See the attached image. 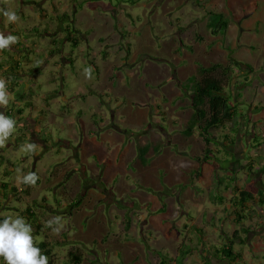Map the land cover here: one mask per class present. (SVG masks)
Wrapping results in <instances>:
<instances>
[{"label": "rangeland", "instance_id": "1", "mask_svg": "<svg viewBox=\"0 0 264 264\" xmlns=\"http://www.w3.org/2000/svg\"><path fill=\"white\" fill-rule=\"evenodd\" d=\"M238 6L239 0L231 2L228 0H0V35L13 34L17 38L16 40L21 42V47L24 49L22 52L27 53V57L24 59L22 55H17L18 53L16 54L12 48L15 47V44H10L8 48L0 49V63L3 64L11 58L17 57L24 60L26 71L31 67L34 68L31 73L32 78L28 76L21 79L22 84L27 83L26 91L30 92L28 96L30 98L32 96L35 106L25 109L26 117L31 116L39 119L43 116L41 124L45 125L51 114L56 116L55 123H48L46 140L50 144V151L47 154L45 151L41 153L43 149L38 146L32 153L25 151V145L31 142L25 139L23 126L15 124L14 133L4 146L0 147V150L2 149L0 154L3 156V161L0 162V175L3 171L8 170L10 175L4 177L15 182L26 172H32L34 167H36L35 170L39 177L40 175L50 177L54 174L53 170L57 169L58 172L68 171L73 174L72 178H77L80 181L81 190L79 193L86 191V194L89 191L92 194L105 190L102 193L108 201L104 199L97 202L103 206L126 207L128 210L126 215L122 216L123 222L128 224V227L131 225V221L133 224L129 238L135 241L136 247L130 253L131 258L123 257L119 264H125L126 261L133 262V264H141L142 261H145L146 264H160L161 258L165 260V264H178L176 258L179 255V250L186 246L191 249L187 255V262L182 260L185 264H205L203 258L200 259L196 256L203 249L199 240L201 238L216 240L219 237L230 236L234 227L232 215L226 209L229 208L227 204L218 208V205H223L224 200L220 203L212 199V196L218 194L223 196L224 193L230 192L233 195L235 191L230 189L228 192L222 187L217 188L213 172L203 176L199 182L197 180V183L195 182L197 187L190 186L189 181L184 182L186 178L183 175L181 181L185 183L183 186L175 185L174 180H169L168 188L163 183V176L166 174L157 173L156 176L161 181L162 197L168 196L164 203L166 213L161 215L159 221L160 225L165 221L167 225L165 233L158 229L159 224L156 225V218L154 222L149 223L148 216L156 213L153 208L146 210L145 217L138 214L142 202L135 192L137 190L146 191L144 187H140V184L147 185V182L140 184L134 182L136 188L119 192L116 184L119 183V187L122 188L123 185L120 180L122 177L118 174L115 188L111 193L109 186L112 181L105 182L106 185L98 177L91 175L92 173L87 172V176L84 177L80 175L81 173L68 168L67 162L72 153V145L75 146L80 131L76 109L82 108V119L85 124L92 122L93 118L91 113L81 105L80 101L82 100H74L70 103H67L66 100L81 99L80 97L76 98V94L89 92L93 86H97V89L101 88V92L105 93L107 92L105 88L112 84V91H109L106 96L101 95L102 99L106 101L101 107L104 113L109 114L108 99H111L110 104L118 102L119 107H123L125 110L124 113H121V117H124L121 126L128 133L137 131L139 133L140 131V136H142L144 130L148 132L147 130L154 129V133L160 134L162 133L160 128L167 129V127L175 130L181 129L183 132L191 115L189 83L185 80L194 74L197 63L204 66L215 62L227 65L229 64V55L240 62L243 61L240 59L241 56L253 57L252 51L249 52L241 48L238 37L237 42L233 44L232 40H228L225 35H213L206 28L207 14L220 12L228 19L229 35L238 36L239 25L236 15ZM5 11L15 12L17 20L15 22L8 21L3 15ZM63 13L67 15L64 19L66 22L60 24L56 17ZM66 24H70L81 39L79 46L71 51L74 63L66 59L70 55L71 46L63 37L60 27V25L65 26ZM33 27L40 29L47 27L54 36L50 34L49 36H33L31 38L28 31ZM51 39H60V42L52 44ZM54 45L64 46H62L61 52L49 55L48 51ZM230 46L235 47L230 49ZM240 68L243 67H233L229 72L232 80L225 86V90L230 95L239 94L245 81L248 85H252L255 72H251V76L244 77ZM0 79L3 78L0 76ZM168 82H170V86L162 88ZM32 84H35L34 89ZM178 89L184 99L182 111L178 113V118L172 125L165 115L164 103L165 99H176ZM52 91L56 92L53 99H57L61 105L49 102V115L41 114L39 110L44 104L42 97ZM251 91L253 92V90ZM8 95L9 99H13L11 94ZM90 95L94 97V94ZM241 101L239 94L236 99V102L239 103L236 106V111L243 113L245 118L242 120L247 123L249 133L246 134V137L242 136L240 115L237 118L236 126L232 127L231 124H226L225 129L227 134L235 139V146L232 145L234 148L230 145L229 149L234 150L236 157L241 159V150L245 148L246 157H250L246 159L247 164L253 161L251 154L256 143L260 142V133L249 137V134L254 132L252 129L255 126L249 123L251 121H248L250 113ZM2 107L3 105H0V113H3ZM59 111L65 114L68 120L65 118L63 120L58 114ZM129 112L130 114H128ZM140 112H143L141 118L138 115ZM136 113L137 115H135ZM162 121H167V126ZM233 128H236L237 131H233ZM74 130L77 131L76 134ZM256 130L258 131V128ZM194 133L195 136L191 137L193 139L189 144L192 147V156H199L205 147V142L197 130ZM222 133L225 131L218 128L214 130L213 135L219 138ZM151 134L153 135V132ZM182 134L184 135V133ZM253 138L255 139L253 140ZM225 140V138H219L220 142ZM248 140L250 143H247ZM162 141H165L164 137H162ZM213 142L217 144V141ZM214 146V144L209 145L210 148ZM59 148H61L60 151H57ZM225 157L230 159L229 155H225ZM91 158L94 159V156ZM132 160L138 162L139 158L132 156L127 159L126 166L129 170H133ZM241 161L240 164H229L230 162L221 164L227 166V170L230 171L236 167L237 170H240L245 164L244 160L241 159ZM8 163L10 169L7 168ZM246 168L248 169L247 166ZM258 169L261 170L254 165L253 170L250 172L248 170V177L241 179L239 187L246 186L250 188V192L255 194L260 187L254 172ZM79 170L81 171V169ZM42 180L43 178H39V186L34 188L40 195V199L45 195V200L36 199L34 203L30 202V208L35 211L32 218L33 223L41 225L40 229L34 230L35 233H32V236L35 243L44 240L48 241V244L53 243L51 246L49 245L51 249L48 258L50 263L72 264L68 255L69 251H72L81 254L82 264H116L117 254L113 253L114 250L110 248L111 243L107 248L104 246L109 243L105 238L103 239L104 242L106 241L104 245L96 241L82 248H73V245L76 247L75 242L68 241L63 244L59 242L60 237H68L69 234L73 236L76 230V228L68 230L65 227L69 219L61 213H67L69 208H72L71 203H74L73 200H76L79 193L74 196L73 202H70L66 192L69 191L68 185L73 183L65 184L63 181L60 189L55 191L54 188L49 189L48 185L42 186ZM122 180L125 181L124 178ZM250 180L254 181L248 182ZM187 185H189L188 188H186ZM150 188L154 189L152 185ZM181 188L183 189L180 190ZM65 203H67V208L63 206ZM91 203L92 201L89 204ZM27 204V202L23 201L22 203L17 199L12 200L11 203L0 201V214L4 215L1 218L16 216V211L11 208L12 205L17 206V211L20 213L21 208ZM30 208L28 207V209ZM42 208L47 209L46 213L42 212ZM52 209L54 210L53 217L50 213ZM83 210H88L90 214L96 212L95 208H83ZM103 210L105 209L101 210V214L106 215ZM256 210L257 213L251 212V217L246 222L247 225L260 224L264 220V215L260 216L261 210ZM120 213L122 212L120 211ZM47 214L50 216H46ZM21 216L27 221L26 216ZM91 216L93 217V215ZM45 218L54 221L50 227L45 222ZM95 218L98 216L96 215ZM72 221L73 224L85 225V219L77 215ZM53 226L55 229L51 230ZM197 229H200L201 232H198ZM242 249L248 253L252 248L243 247ZM260 252L262 253V250ZM262 262L264 264V256H262Z\"/></svg>", "mask_w": 264, "mask_h": 264}, {"label": "crops", "instance_id": "2", "mask_svg": "<svg viewBox=\"0 0 264 264\" xmlns=\"http://www.w3.org/2000/svg\"><path fill=\"white\" fill-rule=\"evenodd\" d=\"M228 1H235V0H228ZM237 19H238V25H239V31L238 36L229 35V27L226 28L224 35L228 40H232L233 44H235L238 37V43L241 46V48L248 50L249 52H253V57H244L241 56L240 59L242 63L241 73L244 74V77H247V75L251 76V72H255V76L253 81L251 82L252 85H248L245 81L244 86L240 89L239 94L241 98V103L248 108V111L250 115L248 116V121L253 126H255L251 133L249 134V137H253L254 135H257L260 133L259 139L260 142L256 143V146L254 147L251 156H253L255 159V167L261 168L258 169V171L255 172V179L260 183V188L264 185V0H239V6L237 10ZM2 25V24H1ZM231 31V30H230ZM13 35V34H11ZM31 38L33 36H30ZM230 42V41H229ZM64 46V45H62ZM79 46V45H78ZM53 46L50 47L52 49ZM235 47V46H234ZM233 46H230L231 48H234ZM74 51V50H73ZM70 55L72 56L71 51L69 50ZM31 53V52H30ZM69 54V53H68ZM69 57H66L67 61ZM70 61V60H69ZM71 62V61H70ZM74 63V62H73ZM249 72V74H248ZM28 77V76H25ZM30 78L33 77V75L29 76ZM24 78V77H23ZM22 79V78H21ZM21 79L19 82L21 83ZM113 83V82H111ZM170 82L166 83L162 88L168 87ZM27 83L25 82V96L24 99H15L14 96L7 90L8 94H11L13 99H9V103L7 105H3V114L6 116L5 112L9 109L12 110L13 116L10 117L16 121V123L20 124V126L24 128L25 130V139L27 141H30L31 143H34L36 146L41 147L43 151H45V154L49 152V143L46 140L47 139V130H48V123H55V115L51 114L50 117H48L47 124L42 125V117L39 119L36 117L32 118L26 117V108H33L34 103L32 100V96L30 98L29 91H26L27 89ZM35 84H32V88L34 89ZM170 86V85H169ZM97 86H93L89 92H82L76 94V98L80 97L81 99H67V103H70L71 101H78L82 100L81 105L85 107L90 113L93 118V121L85 124L84 120L82 119V108H77V121L80 125V131L78 132V139L75 142V146L72 145V153L69 156V160L67 164L69 165L70 170H75V172H79L80 175H83L84 177L87 176V172L92 173L91 175L98 177L100 181H103L104 183H110L111 186H109V191L113 193L112 191L115 188L116 181L118 177H116L118 174L122 178L121 184L122 187H119V183L116 184V187L119 188L118 191H129L136 188L134 186L135 183H142L147 182V185L140 184V187H144L147 191H140L137 190L135 193L136 195L141 199V209L138 211V214L141 217H145L146 210L153 208L155 210V214L149 215L148 220L149 223L151 221H155L156 218V225L158 226L161 215H164L166 213L164 209V203L168 196H163V192H161V186H160V179L157 178V173H161L163 176V183L168 188L167 182L169 180H174L175 185H181L183 186L186 182L189 181L190 186L197 187L196 183L200 179H202L203 176L209 174L210 172H213V174L217 173L218 175H226L230 176L232 174V171L220 168L217 164V167H214L215 165L213 162H198L192 158V147L191 144H189L195 136V133L193 132L190 136H184L181 131V129H171L168 128H160L162 133H154V129L145 130L143 131L142 136L141 132L139 133H128L123 126H121V123L124 121V117H121V113H124L123 107H119V103L116 102L114 104L111 103V99H108L109 102V110L110 113L106 114L104 113L101 105L106 103L105 99H102L101 95L104 96L108 95V92L112 91V84L109 87H106L107 92L103 93L98 91L96 88ZM170 88V87H169ZM250 88V89H249ZM31 89V90H33ZM250 90H253V92ZM55 91L46 93L43 95V106L39 110L41 114L49 115V102H54L55 104L61 105L57 99H53L55 95ZM252 93H254L252 95ZM90 94H94L92 97ZM31 95V94H30ZM183 94L179 91L177 92L176 99H165V109H166V117L168 122L173 125L175 123L176 118H178V113L182 111V102H183ZM98 99H95L97 98ZM92 98V99H87ZM65 101V102H66ZM29 103V104H27ZM174 104V105H173ZM68 105V104H66ZM179 108V110H177ZM181 108V109H180ZM22 109V113L18 115L15 110ZM169 109L170 112H169ZM240 111V109H239ZM143 112L138 113L140 118L142 117ZM240 113L243 115V113L240 111ZM58 114L63 118L68 120V118L65 117V114H63L61 111L58 112ZM130 114V112L128 113ZM137 115V113L135 114ZM108 116V117H107ZM133 116V115H132ZM21 117L19 120L18 118ZM121 117V120L119 118ZM135 117V116H134ZM129 118V117H128ZM245 117L241 116L242 121V136L246 137V134L249 133L247 129V123H244ZM243 119V120H242ZM53 121V122H52ZM160 122V121H159ZM164 125L167 126V121L164 122ZM226 126L221 128L222 131L226 132ZM258 128V131L255 129ZM153 132V135L151 134ZM74 133L76 134L77 131L74 130ZM162 137L165 138V141H162ZM223 139V138H222ZM255 138H253L254 140ZM247 140V139H246ZM226 141V140H225ZM222 141L218 143L217 146H214V151L216 153V157H218L222 163L226 159L225 155H229L228 150V142ZM163 142V143H162ZM263 142V143H262ZM247 143H250L248 140ZM258 144V145H257ZM67 145V144H66ZM65 145V146H66ZM16 146V145H15ZM140 148H146L143 152L140 151ZM36 149V148H35ZM61 148H59L60 151ZM136 150H138L136 152ZM219 150H221L220 153ZM241 153V159H244L246 156V150L243 148ZM2 153V149L0 150ZM43 154V155H45ZM94 156V159L91 157ZM132 156H135L136 158H139L138 162H135L132 160V169L129 170L126 166V161L128 158H131ZM258 157V158H257ZM58 160V159H57ZM138 160V159H137ZM3 161V156L0 154V162ZM134 161V162H133ZM245 161V160H244ZM8 162V161H7ZM1 164V163H0ZM131 165V163H130ZM245 165V164H244ZM10 167V164L8 163V167ZM254 167V166H253ZM36 167H34V170L31 173H35L38 179L36 180L35 184H30V187H28V184L23 183V177L26 176L30 172H26L24 176L18 177L15 182H11L7 179L9 176V171L5 170L0 175V201L2 202H9L11 203L12 200L20 201L23 203V201L27 202L28 204L21 208L20 213L17 211V206H11V208L16 211V215L21 216V212L28 209L30 206V202H34L36 199H40V195L36 191L34 187L39 186V178H43L41 185L44 187L48 185L49 189L54 188L53 190H59L61 187L62 182L64 181L65 184H69L68 188L69 191H67L66 195H68V199L70 202L74 199V196L79 193L81 190L80 188V181L77 178H72L73 174H70L68 171H61L58 172L57 169L53 170L52 176L47 177L45 175L38 176L36 170ZM127 168V169H126ZM10 169V168H9ZM68 169V170H69ZM78 169V170H77ZM81 169V171L79 170ZM230 169V167H229ZM227 170V171H226ZM246 167L240 168V170H237L236 176H235V184L239 187V184H241V179H244L248 177V171ZM250 172V171H248ZM186 178L184 182L182 181V178ZM72 178V179H71ZM124 178V182L123 179ZM254 181V180H253ZM252 180L248 182H253ZM196 182V183H195ZM23 183V184H21ZM2 184H7V187L2 188ZM22 185L21 187L19 185ZM106 184V183H105ZM107 185V184H106ZM154 188L153 190L150 188ZM187 185L186 188L189 187ZM24 186V187H23ZM148 186V187H146ZM148 188V189H146ZM185 188V189H186ZM244 189L251 191L248 187H243ZM181 188L180 190H182ZM231 188H228V192H230ZM105 190H102L104 192ZM86 191L83 193V198L81 202L70 207L68 212H63L61 215H63L65 218L69 219L67 222V225L65 227L68 228V230H72L76 228V230L73 233V236L71 234L68 235V237H60L58 240L59 242L66 243L68 241L75 242L76 247L73 245V248H82L86 247L88 244H92L96 241L101 242L103 245L106 241L109 243L104 245L106 248L107 246L112 244L110 246L111 249H113V253L117 254V260L116 264H119L122 262L123 257L126 259L127 257L131 258L130 253L134 251V248L136 247V243L134 240L129 238L131 227L133 226L132 221L131 225L126 228V224L123 222V215H126V212L128 209L119 207L115 208L114 205L109 206H103L99 202L101 200H104L106 196H104V193L100 191V193H92L88 191L85 194ZM115 193V192H114ZM167 193V190H166ZM65 194V193H64ZM232 193H224L223 205H218V208L225 206L224 204L229 205V198L232 196ZM167 195V194H166ZM229 195V196H227ZM114 196V195H113ZM172 197V196H171ZM22 199V200H21ZM42 201L45 200V195L40 199ZM88 200V201H86ZM96 200V201H95ZM87 202L86 204L84 202ZM90 201H92L91 204ZM61 205V204H60ZM63 205V204H62ZM69 205V204H68ZM64 207L67 206V203L63 205ZM10 207V206H8ZM63 208V207H62ZM67 208V207H66ZM83 208H95L96 212L90 214L88 210H83ZM105 212L106 215L101 214V210ZM32 210V209H31ZM47 209L42 208V212L46 213ZM65 211V210H64ZM120 211L122 213H120ZM34 213L35 211L32 210ZM50 213L52 214V217L54 216V210H50ZM58 213V212H56ZM163 213V214H159ZM79 216L80 218L85 219V225H79V224H73V218L74 216ZM93 215V217L91 216ZM98 216V218H95V216ZM232 215V214H231ZM46 216H50V214H47ZM4 217V215L0 214V218ZM7 217V216H6ZM2 219V218H1ZM46 221H49V218H45ZM165 220V219H164ZM162 220V221H164ZM233 221V216H232ZM148 223V225H149ZM234 223V221H233ZM42 224V223H41ZM246 224V221H245ZM247 225V224H246ZM170 226V225H169ZM235 223L232 231L235 229ZM55 229L54 226L51 230ZM158 229L165 231L167 230V225L165 224V221L162 222V225L159 224ZM34 231V230H33ZM261 233L258 235H255L251 239L247 240L244 244H240L239 242H236L234 244V249L238 250L241 253L242 260L241 264H263L262 262V256H264V228L261 229ZM71 232V231H70ZM164 233V234H165ZM225 237V236H224ZM224 237H219V239L223 241ZM106 239L104 242L103 239ZM204 238H201L200 245L203 247L202 252H198L197 257L202 259V255L206 252H212L214 251L215 246H219L222 241L219 239L216 240H203ZM219 240V241H218ZM46 241V240H44ZM48 242V241H46ZM35 243V242H34ZM57 243V242H56ZM55 243V244H56ZM219 243V244H217ZM53 243H49L48 245L51 246ZM58 245V243H57ZM61 245V244H60ZM243 247L245 248H252L248 253L243 251ZM109 248V247H108ZM130 249V251H128ZM191 249V248H190ZM105 250V249H104ZM262 250V253L260 252ZM189 252V251H188ZM190 253V252H189ZM189 253L187 255H189ZM188 256L183 259V261L187 262ZM120 260V261H119ZM181 262L180 264H185V262ZM82 264V263H80ZM125 264H133V262L126 261ZM141 264H146L145 261H142Z\"/></svg>", "mask_w": 264, "mask_h": 264}, {"label": "trees", "instance_id": "3", "mask_svg": "<svg viewBox=\"0 0 264 264\" xmlns=\"http://www.w3.org/2000/svg\"><path fill=\"white\" fill-rule=\"evenodd\" d=\"M67 17L65 13L56 17V20L63 24L66 22L64 19ZM208 20L206 21V28L213 35H224V32L228 25V19L220 12H209L207 14ZM61 31L63 32V37L66 42L71 46L73 51L80 44V37L76 35L75 29L71 27L70 24L61 26ZM29 36H49L52 32H49L48 28L45 27L40 29L38 27H33L29 31ZM75 33V34H74ZM14 36V35H13ZM62 41V40H61ZM60 42V39H51L52 44H57ZM14 50L17 55H22L25 59L27 53H23L21 42L16 40ZM23 51V52H22ZM62 45H54L52 49L48 51L49 55L55 52H61ZM71 63L73 62V57L69 56L68 58ZM229 64L223 65L221 63L215 62L207 66H204L200 63H197L195 66V72L191 76L187 77L185 82L189 83V100H190V110L191 115L189 120L183 130L184 135L190 136L195 130L202 137L205 142V147L202 150L201 155L192 156V158L198 162H213L216 166L219 165L220 168L227 169V166H222L221 161L216 157L214 148H210L209 145L214 144L217 146L219 138H225L228 142L229 148L235 146V139L227 133H222L220 137L213 135L214 130L218 128L225 127L226 124H231V126H236L238 124L237 118L243 116L240 112L236 111V106L239 104L236 102L239 94H228L225 90V86L231 83L232 77L229 74L231 68L240 67L242 63L232 57L228 56ZM34 68H29L27 71L24 69V60L20 58H11L3 64L0 63V76L7 81V90L14 96L15 99H24L25 96V83H20L19 80L25 76H31ZM29 104V103H27ZM15 112L20 115L22 109H17ZM240 113V114H239ZM6 116L12 117V110L9 109L5 112ZM19 117L18 119H20ZM233 131H237L236 128H233ZM213 141H217V144ZM231 145V146H230ZM258 145V144H257ZM232 146V148H234ZM146 148H140V151L143 152ZM219 150L218 153H220ZM230 159L226 158L223 162L229 164L239 163L241 159L237 158L234 150L228 151ZM246 157L242 160L248 159ZM253 161L247 163L249 171L253 170L255 159L253 156ZM258 158V157H257ZM242 163V161H241ZM246 167V165H244ZM237 168V167H236ZM233 169L230 176L214 174L215 184L217 188L222 187L224 190L231 188L235 191L228 202L229 208H226L233 216V221L236 228L232 231L231 235H226L223 238L222 243L219 246H215L214 251L206 252L202 255L205 264H237L241 263L242 256L238 250L234 249V244L239 242L244 244L247 240L251 239L257 234H260L261 229L264 228V220L260 224L246 225L245 221L251 217V212L257 213L256 209H260V216L264 215V185L262 188H258L257 192L254 194L244 188H240L235 184V176L237 169ZM7 187V184H2V188ZM84 193V191H82ZM80 192L74 199V203H71V206H76L81 202L83 198V193ZM105 192V191H104ZM107 201L108 199L105 198ZM212 199L220 203L223 202L224 196L222 194L213 195ZM72 201V202H73ZM103 201V200H102ZM113 202L112 199H110ZM34 203V202H33ZM30 208V206H29ZM31 209V208H30ZM30 209H26L21 212V215L26 216L27 221L31 224L33 230L40 229L39 223H33L32 218L34 213ZM30 220L32 222L30 223ZM128 227V224H126ZM198 232H201L200 229H197ZM32 233H35L33 231ZM35 246L39 247L41 252L50 257L51 249L46 241H41L39 243H34ZM189 247L186 246L179 250V255L176 258V262L180 264L182 260L187 256ZM70 262L72 264H80L82 262V256L79 253L69 251ZM0 264H3L1 259ZM48 264H51L48 259ZM160 264H165V260L161 258Z\"/></svg>", "mask_w": 264, "mask_h": 264}, {"label": "clouds", "instance_id": "4", "mask_svg": "<svg viewBox=\"0 0 264 264\" xmlns=\"http://www.w3.org/2000/svg\"><path fill=\"white\" fill-rule=\"evenodd\" d=\"M3 15L10 22L17 20V15L12 11H5ZM13 35H0V49L8 48L10 44L16 43ZM9 103L7 92V81L0 79V105ZM16 121L3 113H0V147H3L9 137L15 131ZM36 145L28 143L25 151L32 153ZM38 177L35 173H28L23 177V183L35 184ZM54 221H48L50 227ZM32 226L20 215L7 216L0 219V259L3 264H48V257L40 248L34 245Z\"/></svg>", "mask_w": 264, "mask_h": 264}, {"label": "flooded vegetation", "instance_id": "5", "mask_svg": "<svg viewBox=\"0 0 264 264\" xmlns=\"http://www.w3.org/2000/svg\"><path fill=\"white\" fill-rule=\"evenodd\" d=\"M244 162H245V165L247 166L246 161H244Z\"/></svg>", "mask_w": 264, "mask_h": 264}]
</instances>
